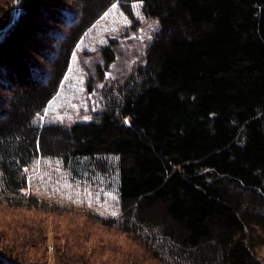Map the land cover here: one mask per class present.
Returning a JSON list of instances; mask_svg holds the SVG:
<instances>
[{
  "label": "trees",
  "instance_id": "obj_1",
  "mask_svg": "<svg viewBox=\"0 0 264 264\" xmlns=\"http://www.w3.org/2000/svg\"><path fill=\"white\" fill-rule=\"evenodd\" d=\"M115 1L158 22L144 57L105 83L97 119L40 125L78 40ZM0 12V264H45L34 216L59 212L130 234L116 264H264V0H9ZM119 39L101 49L91 90ZM110 155L116 218L26 191L38 159L70 169ZM77 243L98 249L54 230L56 264L81 262Z\"/></svg>",
  "mask_w": 264,
  "mask_h": 264
},
{
  "label": "rangeland",
  "instance_id": "obj_2",
  "mask_svg": "<svg viewBox=\"0 0 264 264\" xmlns=\"http://www.w3.org/2000/svg\"><path fill=\"white\" fill-rule=\"evenodd\" d=\"M8 1L0 0V9L6 6ZM68 3L73 4L74 1H69ZM130 9L132 16H129L119 6L118 1H115L83 33L74 48L68 69L61 80L57 92L38 114L37 123L44 125L59 122H88L99 117L104 103L108 101L105 89L110 84L106 85L105 83L109 81H115L116 83L117 80L123 79L129 72L131 73L132 67L140 62V57L157 31L156 21L145 19L139 2H132ZM135 29H137V33ZM117 36L121 38L116 43L118 50L115 60L107 67L111 70H105L103 80L91 85L95 87L98 84V86L93 88V91H95L93 92L89 88V84L95 75L96 67L104 64L101 49L109 46L111 40H114ZM140 43L142 46H140ZM128 53L131 54L130 57ZM93 54L95 55L91 56ZM85 55L87 57L89 55L87 60H85ZM96 58L99 59L97 60ZM122 59H127L128 61L126 60L127 62H125ZM99 60L102 62H98ZM90 63L94 66L91 70L89 68L91 67ZM125 63L128 64L126 65ZM115 64L116 66L120 64L118 69H116ZM120 67L122 68L121 70ZM126 68L128 73L127 71L125 72ZM107 72L110 74H107ZM117 162L118 159L115 155L85 157L78 159L77 162H72L70 169H65L62 162L58 159H38L29 169L30 175L26 191L61 205H71L76 208L86 209L105 218H116L121 214L119 197L120 176ZM36 215L34 218L37 221H42V225L44 227L46 225L45 230L47 229L49 250L46 260H44L45 264H56L52 251L54 230L56 235H66L72 231L73 234L82 240H87L88 244L97 246L98 249L95 251L91 246H83V243H77L85 247L87 251L84 253L85 255L81 262H77L79 257L70 258L71 264H116L123 261L124 258H128L127 261H129L132 255L131 251L134 248L132 236L123 233L117 228L99 224L91 218L73 213L64 214L59 212L52 216L45 213ZM151 264L154 263L151 262Z\"/></svg>",
  "mask_w": 264,
  "mask_h": 264
},
{
  "label": "bare ground",
  "instance_id": "obj_3",
  "mask_svg": "<svg viewBox=\"0 0 264 264\" xmlns=\"http://www.w3.org/2000/svg\"><path fill=\"white\" fill-rule=\"evenodd\" d=\"M75 8H76V7H75ZM67 11H68V10H67ZM71 13H72V12H71ZM156 23H157V25H158V22H156ZM145 24H146V23H145ZM141 27H142V26H141ZM158 27H159V26H158ZM152 28H153V27H152ZM143 29L145 30V28H143ZM136 30H137V29H135V32H136ZM141 30H142V29H141ZM153 30H154V28H153ZM127 31H129V30H127ZM127 31H125V32H127ZM138 31H140V30H138ZM58 32H59V30H58ZM129 32H130V31H129ZM133 32H134V30H133ZM133 32H132V33H133ZM136 33H137V32H136ZM124 34H125V33H124ZM128 34H129V33H128ZM156 34H157V33H156ZM130 35H131V34H130ZM130 35H129V36H130ZM152 35H153V34H152ZM154 35H155V34H154ZM124 36H126V35H124ZM126 37H128V36H126ZM120 38H121V37H120ZM151 38H152V37H151ZM124 40H125V39H124ZM125 41H126V40H125ZM149 41H150V40H149ZM122 42H123V41H122ZM123 43H124V42H123ZM125 43H126V42H125ZM120 44H121V43H120ZM146 44H147V42H146ZM146 44H145V45H146ZM121 45H122V44H121ZM123 45H125V44H123ZM140 46H142L141 43H140ZM140 46H139V48H140ZM124 47H125V46H124ZM124 47H123V48H124ZM142 48H144V47H142ZM139 50H140V49H139ZM139 50H138V51H139ZM143 50H144V49H143ZM96 51H99V50H96ZM125 51H126V49H125ZM93 52H94V51H93ZM133 53H134V52H133ZM91 54H92V53H91ZM96 54H98V53H96ZM128 54H129V53H128ZM94 55H95V54H93V55H91V56H94ZM117 55H119V54H117ZM120 55H123V54H120ZM130 55H131V54H129V57H130ZM85 56H86V59H85V60H87V58L89 57V55H88V57H87V55H85ZM124 56H125V55H124ZM96 57H97V56H96ZM114 57H115V56H114ZM114 57H113V59H114ZM120 57H121V56H120ZM122 57H123V56H122ZM142 57H144V56H141V58H142ZM93 58H94V57H93ZM103 58H104V57H103ZM123 58H124V57H123ZM126 58H128V57H126ZM96 59L98 60L99 58H96ZM100 59H101V58H100ZM105 59H106V58H105ZM111 59H112V58H111ZM128 59H129V58H128ZM135 59H139V58H135ZM83 60H84V58H83ZM101 60H102V59H101ZM114 60H115V59H114ZM122 60H124V59H122ZM126 60H127V59H126ZM126 60H124V61L127 62L128 60H127V61H126ZM139 60H140V59H139ZM94 61H95V59H94ZM94 61H93V62H94ZM108 61H109V59L107 60V62H108ZM117 61H118V60H117ZM133 61H134V59H133ZM133 61H132V62H133ZM82 62H83V61H82ZM86 62H87V61H86ZM86 62H84L85 65H87ZM98 62H102V61L99 60ZM113 62H114V61H113ZM115 62H116V61H115ZM142 62H143V64L145 63L144 61L141 60V63H142ZM91 63H92V62H91ZM91 63H90V66H91V67L88 66V67L90 68V70H91L92 67H94V66H92L93 63H92V65H91ZM104 63H105V62H104ZM109 63H110V61H109ZM129 63H130V62H129ZM139 63H140V62H139ZM84 64H83V65H84ZM97 64H98V63H97ZM106 64H107V63H106ZM125 64H126V63H125ZM127 64H128V63H127ZM127 64H126V65H127ZM95 65H96V64H95ZM132 65H133V64H132ZM101 66H103V65H101ZM109 66H110V64H109ZM111 66H112V64H111ZM119 66H120V64H119ZM119 66H118V65L116 66V64H115L116 69H118ZM130 66H131V65H130ZM137 66H138V65H137ZM84 67H85V66H84ZM121 67H122V64H121ZM121 67H120V70L122 69ZM41 68H42V67H41ZM85 68H86V67H85ZM98 68H99V67H98ZM127 68H128V67H127ZM127 68H126L125 72L127 71ZM132 68H133V67H132ZM38 69H39V68H38ZM107 69H108V68H107ZM87 70H88V68H87ZM101 70H104V69L101 68ZM101 70H99V71H101ZM108 70H111V69H108ZM40 71H43V69L40 70ZM92 71H93V69H92ZM96 71H97V70H96ZM129 71H130V69H129ZM131 71H132V70H131ZM101 72H103V71H101ZM119 72H120V71H119ZM123 72H124V70H123ZM125 72H124V73H125ZM103 73H104V72H103ZM103 73H101V74H103ZM113 73H114V72H113ZM117 73H118V72H117ZM120 73H121V72H120ZM127 73H128V71H127ZM133 73H134V71H133ZM99 74H100V73H99ZM107 74H110V73L107 72ZM114 74H115V73H114ZM114 74H112V75H114ZM129 74H130V72H129ZM103 75H104V74H103ZM130 75H131V74H130ZM133 75H134V74H133ZM106 76H107V75H106ZM115 76H116V75H115ZM118 76L120 77V75H118ZM131 76H132V75H131ZM128 77H129V76H128ZM93 78H94V76H93ZM98 78H99V77H98ZM100 78H103V77L101 76ZM121 78H122V77H121ZM105 79H106V77H105ZM105 79H104V80H105ZM93 80H94V79H93ZM96 80H97V79H96ZM99 80H101V79H99ZM123 80H124V79H123ZM105 81H106V80H105ZM119 81H120V79H119ZM119 81H118V82H119ZM95 84H96V82H95ZM100 84H101V83H100ZM103 85H104V84H103ZM108 85H109V84H108ZM110 85H111V84H110ZM114 85H115V84H114ZM96 86H98V84H97ZM99 86H100V85H99ZM93 88H94V87H93ZM107 88H108V87H107ZM109 88H110V87H109ZM92 91H93V90H92ZM100 91H101V90H100ZM108 91H109V90H108ZM93 92H95V91H93ZM92 95H93V94H92ZM94 97H95V95H94Z\"/></svg>",
  "mask_w": 264,
  "mask_h": 264
}]
</instances>
